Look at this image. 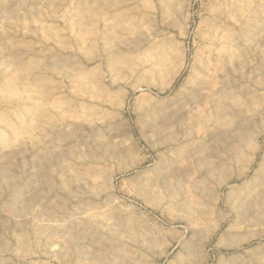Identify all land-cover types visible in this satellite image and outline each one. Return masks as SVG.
<instances>
[{
  "label": "rangeland",
  "instance_id": "1",
  "mask_svg": "<svg viewBox=\"0 0 264 264\" xmlns=\"http://www.w3.org/2000/svg\"><path fill=\"white\" fill-rule=\"evenodd\" d=\"M0 264H264V0H0Z\"/></svg>",
  "mask_w": 264,
  "mask_h": 264
}]
</instances>
